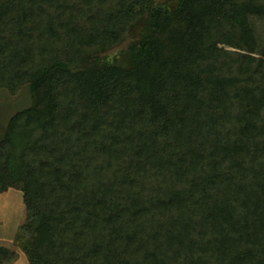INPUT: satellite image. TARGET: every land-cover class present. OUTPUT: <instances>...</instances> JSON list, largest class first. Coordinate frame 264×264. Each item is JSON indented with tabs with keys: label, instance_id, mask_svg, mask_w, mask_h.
I'll use <instances>...</instances> for the list:
<instances>
[{
	"label": "trees",
	"instance_id": "1",
	"mask_svg": "<svg viewBox=\"0 0 264 264\" xmlns=\"http://www.w3.org/2000/svg\"><path fill=\"white\" fill-rule=\"evenodd\" d=\"M24 87L0 196L29 264H264V0H0Z\"/></svg>",
	"mask_w": 264,
	"mask_h": 264
},
{
	"label": "rangeland",
	"instance_id": "2",
	"mask_svg": "<svg viewBox=\"0 0 264 264\" xmlns=\"http://www.w3.org/2000/svg\"><path fill=\"white\" fill-rule=\"evenodd\" d=\"M125 48L126 44L110 53V59ZM30 106L31 96L28 87H24L15 96L8 91H0V128L6 126L18 112ZM26 215L23 193L20 190L11 189L0 196V247L17 254L16 261L12 264H29L28 258L16 243V237L25 223Z\"/></svg>",
	"mask_w": 264,
	"mask_h": 264
}]
</instances>
